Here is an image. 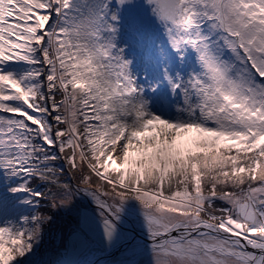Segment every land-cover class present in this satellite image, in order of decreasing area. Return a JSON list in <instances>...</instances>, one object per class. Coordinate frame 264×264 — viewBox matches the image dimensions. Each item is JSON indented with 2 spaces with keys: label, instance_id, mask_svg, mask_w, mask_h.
Here are the masks:
<instances>
[{
  "label": "snow or ice",
  "instance_id": "snow-or-ice-1",
  "mask_svg": "<svg viewBox=\"0 0 264 264\" xmlns=\"http://www.w3.org/2000/svg\"><path fill=\"white\" fill-rule=\"evenodd\" d=\"M62 218L39 264H264V0H0V264Z\"/></svg>",
  "mask_w": 264,
  "mask_h": 264
},
{
  "label": "rangeland",
  "instance_id": "rangeland-1",
  "mask_svg": "<svg viewBox=\"0 0 264 264\" xmlns=\"http://www.w3.org/2000/svg\"><path fill=\"white\" fill-rule=\"evenodd\" d=\"M73 183H75V181H73ZM65 228H66L65 220L63 218L58 220L57 225L54 228L52 234L47 238V240L44 243V246L40 250V253L35 258L38 264L40 261H45L53 257L52 250L55 247L59 246L60 238L63 235ZM108 254H109L108 252L93 251V252H85L84 257L92 260H99L100 258ZM78 258H83V257H79L78 254ZM118 258H119V254H116V256L109 259L108 261Z\"/></svg>",
  "mask_w": 264,
  "mask_h": 264
},
{
  "label": "water",
  "instance_id": "water-1",
  "mask_svg": "<svg viewBox=\"0 0 264 264\" xmlns=\"http://www.w3.org/2000/svg\"><path fill=\"white\" fill-rule=\"evenodd\" d=\"M114 256H112L110 253L106 256H103L102 258H100L99 260L97 261H108L109 259L113 258Z\"/></svg>",
  "mask_w": 264,
  "mask_h": 264
}]
</instances>
